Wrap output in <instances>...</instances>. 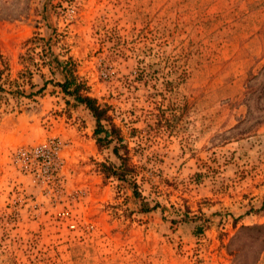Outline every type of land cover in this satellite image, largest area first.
Masks as SVG:
<instances>
[{
  "label": "rangeland",
  "instance_id": "rangeland-1",
  "mask_svg": "<svg viewBox=\"0 0 264 264\" xmlns=\"http://www.w3.org/2000/svg\"><path fill=\"white\" fill-rule=\"evenodd\" d=\"M27 47L75 61L132 178L57 88L10 95ZM0 59V264H264V0H0Z\"/></svg>",
  "mask_w": 264,
  "mask_h": 264
},
{
  "label": "trees",
  "instance_id": "trees-1",
  "mask_svg": "<svg viewBox=\"0 0 264 264\" xmlns=\"http://www.w3.org/2000/svg\"><path fill=\"white\" fill-rule=\"evenodd\" d=\"M29 41L41 42L43 39L35 37ZM37 49L40 50V53H37L40 62H36L35 57L31 55ZM26 50L27 53L19 57L20 65L22 66V70L18 73L19 77L9 83L11 88L9 91L10 95L13 98L26 96L31 99L35 96H40L48 85H52L55 89L57 88L67 108L83 107L89 113L94 121L93 138L97 148L99 150L110 149L117 160V164L97 163V167L104 178L114 177L123 182H126L128 177L132 178L134 168L128 164V148L124 143L121 131L113 122L108 107L101 106L96 98L90 96V88L77 75V64L75 61L71 57H67L65 60L59 59L57 55H54L52 47H27ZM32 68L37 70L38 68L48 69L50 78L45 79V75L42 74L43 82L40 87H36L32 82ZM7 69L6 63L0 59V94H7L1 83L3 71ZM57 76L59 77L58 80H56ZM23 86H28L31 92L25 95ZM132 194L134 198L140 197L134 182ZM141 208L149 210L146 203H143Z\"/></svg>",
  "mask_w": 264,
  "mask_h": 264
}]
</instances>
